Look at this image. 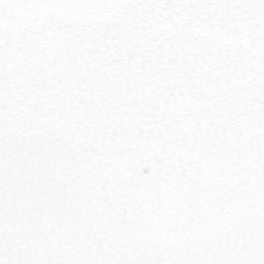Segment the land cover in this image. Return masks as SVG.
Returning <instances> with one entry per match:
<instances>
[{
  "label": "snow or ice",
  "instance_id": "6c2138e0",
  "mask_svg": "<svg viewBox=\"0 0 264 264\" xmlns=\"http://www.w3.org/2000/svg\"><path fill=\"white\" fill-rule=\"evenodd\" d=\"M0 264H264V0H0Z\"/></svg>",
  "mask_w": 264,
  "mask_h": 264
}]
</instances>
